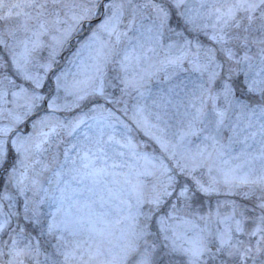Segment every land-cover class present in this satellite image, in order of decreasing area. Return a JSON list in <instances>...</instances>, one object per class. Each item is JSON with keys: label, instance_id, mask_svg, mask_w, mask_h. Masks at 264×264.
Instances as JSON below:
<instances>
[{"label": "snow or ice", "instance_id": "obj_1", "mask_svg": "<svg viewBox=\"0 0 264 264\" xmlns=\"http://www.w3.org/2000/svg\"><path fill=\"white\" fill-rule=\"evenodd\" d=\"M0 264H264V0H0Z\"/></svg>", "mask_w": 264, "mask_h": 264}]
</instances>
